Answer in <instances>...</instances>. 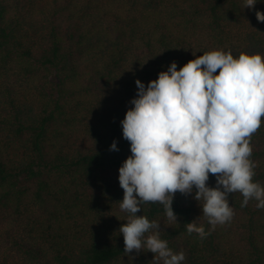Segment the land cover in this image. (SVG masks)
Segmentation results:
<instances>
[{"label":"trees","instance_id":"16d2710c","mask_svg":"<svg viewBox=\"0 0 264 264\" xmlns=\"http://www.w3.org/2000/svg\"><path fill=\"white\" fill-rule=\"evenodd\" d=\"M244 2L0 0V264H158L147 249L125 253L118 231V170L131 155L121 121L135 81L147 87L172 62L214 49L264 55V0ZM251 145L264 185V116ZM195 191L175 194L177 222L158 203L137 215L160 224L182 264H264L257 201L229 194L234 216L212 230ZM194 220L210 234H188Z\"/></svg>","mask_w":264,"mask_h":264},{"label":"clouds","instance_id":"9594fccd","mask_svg":"<svg viewBox=\"0 0 264 264\" xmlns=\"http://www.w3.org/2000/svg\"><path fill=\"white\" fill-rule=\"evenodd\" d=\"M256 2L245 0L243 6L254 8ZM255 15L264 22V12ZM135 83L133 107L121 121L131 155L118 170L119 208L127 213L118 231L125 253L147 249L158 264H182L185 253L169 248L160 224L137 213L142 204L158 203L167 220L177 222L174 196L194 188L193 198L203 201L202 216L212 230L234 216L229 194L242 195L241 207L255 200L264 209V185L254 182L257 164L251 159V138L264 116V55L214 49L179 70L172 62L147 87L138 79ZM110 150L119 151L115 141ZM209 174L216 178L215 187L207 184ZM185 226L190 235L210 234L196 220Z\"/></svg>","mask_w":264,"mask_h":264}]
</instances>
